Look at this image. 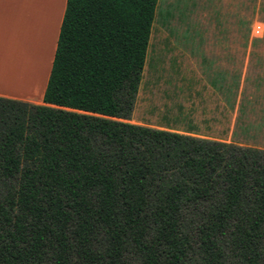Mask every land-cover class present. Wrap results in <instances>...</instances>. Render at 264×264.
<instances>
[{
  "label": "trees",
  "instance_id": "1",
  "mask_svg": "<svg viewBox=\"0 0 264 264\" xmlns=\"http://www.w3.org/2000/svg\"><path fill=\"white\" fill-rule=\"evenodd\" d=\"M158 0H66L42 103L0 96V264H264V150L128 120Z\"/></svg>",
  "mask_w": 264,
  "mask_h": 264
},
{
  "label": "crops",
  "instance_id": "2",
  "mask_svg": "<svg viewBox=\"0 0 264 264\" xmlns=\"http://www.w3.org/2000/svg\"><path fill=\"white\" fill-rule=\"evenodd\" d=\"M65 2L21 14L15 0H0V96L42 103ZM180 46L190 64L173 68L169 102L142 125L264 150V41Z\"/></svg>",
  "mask_w": 264,
  "mask_h": 264
},
{
  "label": "rangeland",
  "instance_id": "3",
  "mask_svg": "<svg viewBox=\"0 0 264 264\" xmlns=\"http://www.w3.org/2000/svg\"><path fill=\"white\" fill-rule=\"evenodd\" d=\"M54 1V2H53ZM60 0H15L22 10L58 4ZM62 4V0H61ZM56 9V8H54ZM264 2L249 0H158L151 28L146 61L142 70L136 102L129 122H154L148 117L153 110L161 111L169 102L174 67L190 64L177 50L192 42L264 41ZM259 26V32L256 27ZM199 52V51H197ZM176 54V55H175ZM179 55V56H178ZM192 57V56H191ZM187 57V58H191ZM178 59V61H177ZM168 95V94H167ZM144 101L150 110L144 109ZM152 120V121H151Z\"/></svg>",
  "mask_w": 264,
  "mask_h": 264
},
{
  "label": "built area",
  "instance_id": "4",
  "mask_svg": "<svg viewBox=\"0 0 264 264\" xmlns=\"http://www.w3.org/2000/svg\"><path fill=\"white\" fill-rule=\"evenodd\" d=\"M256 32H257V33L259 32V26L256 27Z\"/></svg>",
  "mask_w": 264,
  "mask_h": 264
}]
</instances>
